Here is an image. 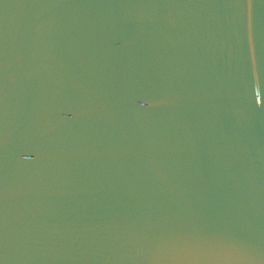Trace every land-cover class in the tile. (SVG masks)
<instances>
[{
    "label": "water",
    "instance_id": "water-1",
    "mask_svg": "<svg viewBox=\"0 0 264 264\" xmlns=\"http://www.w3.org/2000/svg\"><path fill=\"white\" fill-rule=\"evenodd\" d=\"M0 264H264V0H0Z\"/></svg>",
    "mask_w": 264,
    "mask_h": 264
}]
</instances>
